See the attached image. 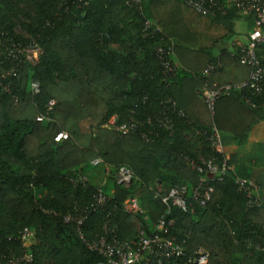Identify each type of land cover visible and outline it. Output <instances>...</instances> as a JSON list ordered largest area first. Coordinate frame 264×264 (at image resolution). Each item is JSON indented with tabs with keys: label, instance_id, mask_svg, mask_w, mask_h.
<instances>
[{
	"label": "trees",
	"instance_id": "trees-1",
	"mask_svg": "<svg viewBox=\"0 0 264 264\" xmlns=\"http://www.w3.org/2000/svg\"><path fill=\"white\" fill-rule=\"evenodd\" d=\"M220 1L227 13L218 9L212 19L230 29L238 11ZM180 7V0H0V256L23 252L16 239L28 227L35 230L28 247L32 264H106L90 244L116 237L136 249L141 231L172 240L179 250L168 257L153 246L139 264H195L200 248L210 254L208 264H264V206L251 205L240 190V169L205 179L193 168L210 160L222 164L228 145L246 147L264 123V90L235 89L212 115L197 90L205 82L209 90L240 85L250 70L236 53L204 77L217 61L207 49L185 47ZM147 20L157 21L163 33L150 34ZM171 42L179 66L165 82L158 49ZM13 44L36 45L39 62L9 56ZM192 52L206 57L200 68L188 62ZM259 52L264 61V44ZM33 82L41 85L38 95ZM52 99L50 121L37 122ZM129 127L134 130H121ZM215 128L227 134L223 153L209 141ZM61 132L69 139L59 144ZM237 157L227 161L230 167ZM96 160L108 168L104 185L89 175ZM123 166L135 175L128 188L116 181ZM176 186L186 189V209L167 208L156 197L158 187L167 195ZM208 187L214 192L201 205L195 193ZM100 189L107 197L103 206L96 202ZM132 197L142 212L126 210ZM68 216L84 218L85 241L75 223L64 221ZM161 219L174 224L157 232Z\"/></svg>",
	"mask_w": 264,
	"mask_h": 264
},
{
	"label": "built area",
	"instance_id": "built-area-1",
	"mask_svg": "<svg viewBox=\"0 0 264 264\" xmlns=\"http://www.w3.org/2000/svg\"><path fill=\"white\" fill-rule=\"evenodd\" d=\"M134 4H140V0H133ZM220 0H184V5L187 9L191 10L197 15L201 16H213L218 9L223 10V14H226L224 6H220ZM227 3L237 9V11L245 16L253 19V29L248 36V43L246 46L240 48L238 53V62L249 68L250 75L247 82H244L236 86H223L216 90H209L208 83H204L201 88L200 96L203 102L207 105L209 112L214 115L217 102L224 97H231L233 90H239L243 93L253 92L255 94H261L264 90V61L260 56L259 47L264 44V0H227ZM146 30L150 31V34L163 33L162 30L151 20H147L145 24ZM5 36V34H2ZM1 45V43H0ZM9 56H13L18 53V56H24L26 61L36 65L39 62L41 49L36 45L30 47H24L22 44H13L12 48L7 50ZM158 54L163 60L164 74L166 76L165 82L175 78L178 72V65L172 60L174 57V43L160 46ZM221 68L220 62L209 65L203 72V76L209 78L213 73ZM31 92L34 95H38L41 91V85L39 82H33L31 84ZM56 105V100L52 99L48 102L47 113L45 115L38 116L36 121L39 123L48 122L51 119L52 112ZM182 117L185 116L183 112H180ZM114 120L110 122V126H113ZM167 126L170 122L165 123ZM124 133L130 130H134V127L129 129L122 128ZM69 139L66 132H61L55 138L56 143H63ZM211 147L219 153H223V141L219 131L215 128L213 135L210 138ZM228 158L222 162V164L216 163L214 160L209 162H203L204 167H196L194 169L205 174V179L221 176L232 170L227 163ZM101 160H96L93 165L102 164ZM135 175L133 171L126 166L121 167L116 174V181L118 185L124 187H130L133 183ZM83 181L87 178L83 177ZM204 180V179H203ZM241 191L246 192L250 198V204L258 208L263 204L257 198L256 187L253 183L237 180ZM214 192V188L208 187L202 194L195 193V196L199 197L201 205H205L211 198V194ZM156 197L160 198L162 203L170 208L177 206L183 209L187 208L186 189L178 186L172 188L167 195H162L161 188L158 187ZM107 201V197L102 189L99 190L96 202L98 206H103ZM125 208L129 212H142L140 201L136 197H132L125 203ZM66 223H75L78 227V233L81 239L85 241L81 227L84 224L83 217L72 218L70 216L65 217ZM174 222L166 223L164 219H161L156 226V231H166V228L172 226ZM35 230L31 228H25L20 232L17 241L20 242L21 247L24 249L20 255L10 254L8 256H0V264H32L34 261V255L28 251V247L34 242ZM153 246H160L165 252L166 256H170V251H178L179 246L172 240L163 241L158 234L153 237H148L144 231L138 236L137 248H134L131 242H121L115 237L112 241H108L105 238H101L96 242L89 245L90 249L98 252L100 255L107 259L106 264H139L143 258L145 251H150ZM210 260V254L203 248L198 249L197 258L195 264H208Z\"/></svg>",
	"mask_w": 264,
	"mask_h": 264
},
{
	"label": "crops",
	"instance_id": "crops-1",
	"mask_svg": "<svg viewBox=\"0 0 264 264\" xmlns=\"http://www.w3.org/2000/svg\"><path fill=\"white\" fill-rule=\"evenodd\" d=\"M181 1V9L176 15L177 21L183 25L184 29L180 33L184 36L185 47L193 50L207 49L220 64H229L235 59L237 51L246 46L248 36L253 29V19L251 17L236 14L231 21L230 29L222 24L213 21V16L197 15L184 5ZM155 23L163 32L161 25L157 21ZM187 49V48H186ZM186 51V50H184ZM191 54V53H190ZM187 58L188 62L199 66L206 63V57L201 52L194 53ZM179 66V63L176 61ZM194 65V66H195ZM200 90H197L199 99ZM204 103V102H203ZM222 137H226V133H220ZM228 160L233 154H237L236 166L232 167L240 169V180L251 182L256 187L257 198L264 206V123L255 127L251 135V139L246 147L239 148L236 145H228L225 147ZM95 169L89 173L97 185H104L109 182L108 168L102 164L94 165ZM103 169L104 174H100Z\"/></svg>",
	"mask_w": 264,
	"mask_h": 264
},
{
	"label": "rangeland",
	"instance_id": "rangeland-1",
	"mask_svg": "<svg viewBox=\"0 0 264 264\" xmlns=\"http://www.w3.org/2000/svg\"><path fill=\"white\" fill-rule=\"evenodd\" d=\"M17 31H18L19 34L25 35V32H24L23 29H21V27H18Z\"/></svg>",
	"mask_w": 264,
	"mask_h": 264
}]
</instances>
